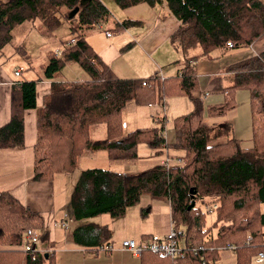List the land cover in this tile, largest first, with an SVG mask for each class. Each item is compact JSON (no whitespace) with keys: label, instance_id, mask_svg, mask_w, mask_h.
<instances>
[{"label":"trees","instance_id":"16d2710c","mask_svg":"<svg viewBox=\"0 0 264 264\" xmlns=\"http://www.w3.org/2000/svg\"><path fill=\"white\" fill-rule=\"evenodd\" d=\"M112 2L120 9L138 4L165 5L178 24L168 38L180 54L177 73L166 78L156 74L139 79L116 77L84 37L89 26L108 15L98 0H88L83 6L78 5L79 0L0 2V59L3 48L12 41L13 29L23 23L39 21L45 35L65 22L70 33V39L61 42L59 54H45L42 76L50 82L38 108L34 89L37 80L12 82L8 120L0 125V150L23 147L26 110L36 111L33 182H48L57 174L71 172L84 152L103 151L107 159L119 161L136 158L137 145L144 144L154 155L168 156L169 164L165 167L158 163L135 175L99 168L80 172L68 198L71 218L80 222L70 232L73 245L93 253L110 246L109 229L81 221L100 215L121 218L128 207L146 195L167 202L172 229L183 233L179 239L182 255L143 252L139 264H213L218 249L234 251L235 264H249L251 253L264 248V48L223 70L229 84L221 91L222 102L216 105H203L196 95V63L225 55L228 42L232 48L227 50L233 52L246 50L258 39L264 41V4L260 0ZM76 7L77 12L68 18ZM134 25L124 20L115 23L114 30ZM14 51L27 59L22 46L14 47ZM66 64H75L88 79L56 81ZM237 91L248 95L250 146L246 148L233 137L230 123L206 121L222 118L233 110ZM168 95L183 97L191 104L190 111L172 120L171 142L165 139L164 118L157 119L153 127L122 134L121 113L127 103L161 104ZM98 124H103L104 138L93 141L88 129ZM168 150L178 155L167 154ZM190 189L194 191V205L187 210ZM198 204L205 208L215 205L211 226H205L206 212ZM214 226L217 229L212 234ZM29 229L38 233L43 250H37L38 244L32 253L23 250V235ZM49 247L42 217L10 193L0 191V264H54Z\"/></svg>","mask_w":264,"mask_h":264},{"label":"crops","instance_id":"0c3cea01","mask_svg":"<svg viewBox=\"0 0 264 264\" xmlns=\"http://www.w3.org/2000/svg\"><path fill=\"white\" fill-rule=\"evenodd\" d=\"M98 1L105 6L108 15L105 20L100 22L101 29H97L95 25H91L84 31V37L99 60L116 77L121 79H139L156 74L161 78H166L174 76L177 73L180 64V54L169 43L168 38L176 30L178 24L170 16L163 3H157L154 6L138 4L126 9H120L112 0ZM124 20L134 22L135 25L115 31L114 24L121 23ZM106 32H109V37L105 36ZM97 33H100V35L96 36ZM114 35L117 37L113 38ZM99 39L103 41V44L100 43ZM263 47L264 41L258 39L257 42L249 47L254 49L253 53L246 56L255 55ZM228 51L230 50L226 49L227 53L218 59H200L196 63L198 83L196 95L203 105H216L222 102L221 91L229 84L228 76L223 73V70L233 63L232 59L246 53L245 51L247 50H242L244 52L240 54L236 51L234 52L235 54H229L230 52ZM16 68L20 69L21 72V66L15 67L12 69V72L0 69V125L5 124L8 120L10 86L20 75L19 72L18 76L14 77L13 72ZM27 69L28 73L24 74V80H32L36 70L33 66H28ZM78 73L80 76L81 73ZM59 75L62 77L61 73H59L57 78H55L56 81H68V79H60ZM36 78H41V75H38ZM49 82L47 80V82H43L41 85L35 83L36 108L41 105L42 98L48 93ZM235 99L236 107L227 112L224 117L206 121L208 123H230L233 137L242 141V138H246V135L249 133L248 95L246 92L237 91ZM165 101L167 99L161 104H157L160 110H165ZM154 107L152 105L147 106V108ZM35 116V110H26L23 113L24 139L22 148L0 150V191L10 193L21 204L42 217L43 228L48 234V246H50L48 249L53 252L54 264H139L138 257H133L130 253L119 250V242L122 240L120 239L122 238L120 234H131V237L128 239L135 242H139L143 237L151 235L166 236L171 227L169 208H163L164 213L158 214L153 219H151L152 208H133L134 210L131 212L128 210L130 208H128L121 218H107L112 223L113 221L123 223V230L119 231L118 235H116L113 229V224L110 225V246L112 247V251L108 254L102 251L96 253L83 251L81 248L73 245L70 239L71 231L62 232L61 230L63 229L58 223L61 220H65L66 226H70L69 230L80 224V222L72 220L68 206V198L75 179L72 181L70 191L62 192L61 196H58L56 199L55 176L48 182L31 181L32 147L35 141ZM61 175H63V181V179H66V176H70L72 173H63ZM102 223L108 227L105 219ZM57 230L61 231L60 235L55 233ZM123 239H127V237ZM37 250H41L39 246ZM227 250L232 252L231 249ZM219 258L217 257L213 264L220 261H222L221 264H234V252L221 253V260Z\"/></svg>","mask_w":264,"mask_h":264},{"label":"rangeland","instance_id":"374dc122","mask_svg":"<svg viewBox=\"0 0 264 264\" xmlns=\"http://www.w3.org/2000/svg\"><path fill=\"white\" fill-rule=\"evenodd\" d=\"M7 0H0V2H4ZM264 4V0H260ZM44 28L41 25L39 21H34L32 23H23L22 25H19L15 27L12 31V41L10 44H7L3 48V56L0 59V69H4L7 72H12V69H14L17 66H21L22 70L20 72L19 78L17 80H24V74L28 73V66H33L36 70L34 77L32 80H37L36 84H43V82H47L46 79H43L41 74V66H43L46 63V52L47 51H56L61 49V42L67 41L70 39V33L68 32V27L65 22H62L52 33L43 35ZM97 35H100V33H97ZM117 36H113V38H116ZM100 43L103 44V41L100 40ZM257 42V41H256ZM22 46L24 47V51H26L28 55V59H23L19 55L16 54L14 51V47ZM264 48V47H263ZM246 53L239 55L237 58L232 59V62L234 61H240L244 58H246L247 54L253 53L254 49L247 48ZM233 52H230L229 54H235ZM236 52H244L242 50H238ZM260 52V51H259ZM227 54V55H229ZM238 54V53H237ZM257 54V53H255ZM231 56V55H230ZM232 64V63H231ZM230 65V64H229ZM17 69V68H16ZM81 75L79 76V73ZM62 77L60 76V79H68L67 82L70 81H85L88 79L87 75L84 74V72L79 69L75 64L74 65H65L61 71H60ZM76 73V74H75ZM38 75H41V78H36ZM16 78V77H15ZM57 78V76L55 77ZM42 79V80H41ZM85 79V80H80ZM40 80V81H39ZM29 81V80H25ZM42 82V83H40ZM35 86V85H34ZM244 92L245 91H240ZM165 103V110H160L159 107H157V103L152 104V106H155L154 108H147V105L145 104H134V103H127L124 110L121 113V132L122 134H126L128 132H131L138 128H149L153 127L155 125V122L157 119L164 118L165 126H164V135L167 142H171L173 138V132H172V120L182 115V113H186L191 110V105L189 101L183 97H169L166 96L164 100H166ZM163 100V101H164ZM248 128L249 133L246 135V138H242L241 145L242 147H249L250 141L249 135H250V126H249V116H248ZM104 128L103 124H98L90 127L88 129L89 131V137L93 141H101L104 138ZM93 154V155H89ZM167 154L177 156L178 152H174L172 150H168ZM168 157V156H165ZM164 155H161L160 157L154 155L150 149H148L144 144H138L136 149V158L134 159H126V160H119V161H113L106 159L105 152H84L82 155L77 158L76 162V168L72 170L71 172H68L66 174H71L70 176H66L65 180L62 181V176L60 174L55 175V199L58 196H61L62 192L70 191L72 181L78 177L81 171L86 169H92V168H99V169H105V170H111L119 173H124L126 175H135L140 172H143L145 170L151 169L154 166L158 164L160 159L162 160L165 158ZM170 159V158H169ZM170 162V161H169ZM168 162V163H169ZM74 180V181H75ZM74 184V182H73ZM59 186V188H58ZM198 206L203 210V207L201 204H198ZM130 209V212L134 210L133 208H152V217L156 218L158 214H163L164 209L168 208L167 202L165 200H155L151 199L150 197L144 195L141 196L139 202L132 206L128 207ZM107 218H109L106 215H100L92 219H87L81 221V223H87L91 222L94 224H97L99 226H104L107 229H110V225L113 224V229L116 232V235H118L119 231L123 230V223L119 221H108ZM215 218V214L213 213H205L203 214V219L205 222V226H211L213 220ZM106 220L108 227L105 226L102 222L103 220ZM111 219V218H109ZM70 226L66 229L61 230L62 232L65 231H71L69 230ZM217 229V226L212 227L211 233L214 234ZM59 230H57L55 233L60 235ZM110 231V230H109ZM111 234V232H110ZM262 234L264 237V228L262 229ZM111 236V235H110ZM120 239H122L120 242L128 241L129 237H131V234L127 235L126 233L120 234ZM124 237H127V239H123ZM119 242V243H120ZM118 243V244H119ZM39 248L41 250L42 246L38 244ZM37 246V247H38ZM224 252H234L227 249H218L215 252L216 257H220L221 260V253ZM264 252V248L260 251ZM255 252H252L249 258V264H256L255 263ZM215 263V262H214ZM222 261L217 262L216 264H221ZM235 264V259H234ZM264 264V261L261 263Z\"/></svg>","mask_w":264,"mask_h":264},{"label":"built area","instance_id":"2783aa9c","mask_svg":"<svg viewBox=\"0 0 264 264\" xmlns=\"http://www.w3.org/2000/svg\"><path fill=\"white\" fill-rule=\"evenodd\" d=\"M95 27L97 29H101L100 23H96ZM106 37H109V32L105 33ZM72 42V40H71ZM225 47L227 49L232 48L231 43H226ZM55 54H59L60 50L54 51ZM20 72V69H16L13 72L14 77H17ZM170 161L168 157H165L161 160L160 164L163 166H167ZM180 162V160H177ZM215 208V205H212L211 208H205L206 213H211L212 209ZM66 218V216H64ZM58 225L65 229L66 222L65 220L59 221ZM183 237V233L179 230H174L170 227L168 233L164 237H159L155 235H151L149 237L141 239L139 242H135L133 240L123 241L119 244V250L130 253L133 257H139L143 252L151 253L157 256H168L175 257L181 256V248L179 244V239ZM23 250L25 252L32 253L35 246L38 244V233L35 230H27L23 235ZM100 251L108 254L112 251V247L109 245H104L100 247ZM264 261V252H259L255 256V263L261 264Z\"/></svg>","mask_w":264,"mask_h":264},{"label":"water","instance_id":"95a60500","mask_svg":"<svg viewBox=\"0 0 264 264\" xmlns=\"http://www.w3.org/2000/svg\"><path fill=\"white\" fill-rule=\"evenodd\" d=\"M88 0H79V6H83V5H85V3L87 2ZM77 7L76 8H74L71 12H69V14H68V18H72L73 16H74V14L77 12ZM189 193H190V198H191V201H190V203H189V205H188V208H187V210H189L190 208H192L193 207V205H194V200H192V197H193V194H194V191H192V189H190L189 190Z\"/></svg>","mask_w":264,"mask_h":264}]
</instances>
